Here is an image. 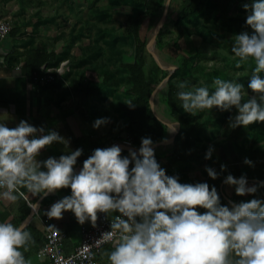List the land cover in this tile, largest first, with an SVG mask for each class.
Instances as JSON below:
<instances>
[{"label": "clouds", "instance_id": "9594fccd", "mask_svg": "<svg viewBox=\"0 0 264 264\" xmlns=\"http://www.w3.org/2000/svg\"><path fill=\"white\" fill-rule=\"evenodd\" d=\"M243 7L248 27L232 37L231 52L239 58L237 64L255 60L247 83L251 93L246 94L242 81L217 76L213 88L187 87L184 82L176 94L191 114L214 108L232 112L228 122L233 129L264 122V0H251ZM6 120L0 119V200L16 201L28 194L43 199L70 188L69 195L44 212L49 218H61L70 210L78 223L94 225L98 213H104L110 230L102 235L113 241L105 253L109 264H264V198L223 204L215 185L182 183L178 174H167L158 162L150 136L141 138L138 150L129 148L128 155H122L119 144L97 147L78 171L82 147L40 160L45 146L54 142L68 146L70 141L57 130L25 119L15 127ZM109 122L110 117H98L93 127ZM178 125L179 121L168 131L175 133ZM214 151L215 146H209L205 159H211ZM244 163L254 166L249 157ZM226 168L221 164V170ZM205 170L212 179L220 175L210 165ZM223 182L240 196L264 187V180L250 185L246 174L228 173ZM30 207L39 208V200L31 201ZM33 241L26 223L0 221V264H31L25 250Z\"/></svg>", "mask_w": 264, "mask_h": 264}, {"label": "rangeland", "instance_id": "374dc122", "mask_svg": "<svg viewBox=\"0 0 264 264\" xmlns=\"http://www.w3.org/2000/svg\"><path fill=\"white\" fill-rule=\"evenodd\" d=\"M124 1L0 0V6L4 5L0 19L8 17L17 35H23V40L35 39L34 42L51 46L57 52L60 63H66V76L60 82L66 94L62 93V96H65L61 99H67L70 104L76 103V106L79 104L84 106L85 103L88 107L87 115L92 119L110 117L109 123L114 124L113 135L120 138L115 142L126 141L125 134L121 133L125 120L118 106L122 103V97L126 95L129 86L126 82L127 73L121 65L132 62L134 52L133 40L126 34L125 29L127 16L132 13L133 4L131 0ZM181 1L170 0L167 16L161 27L167 32L166 50H158L152 42L155 59L147 49L148 58L145 66L147 79L157 85L161 84L154 99V113L159 119L172 123V126L175 125V121L168 116L166 107L161 102L167 81L158 83L161 77V72L157 70L161 68L158 59L162 66L173 68L174 81L179 84L188 82L187 87L206 84L213 88V81L219 76L223 79L242 81L246 94L251 93V89H247V83L255 67V60L251 58L237 64L239 58L231 52L232 37L248 27L246 24L248 13L243 4L250 3L251 0H227L226 16L220 17L217 8L212 7L200 10L195 18L180 22L176 26ZM6 5L9 9L5 8ZM162 9L152 23L147 20L143 23V32L149 44ZM222 21L225 23L224 26L221 24ZM178 29L182 31V36L178 41L180 51L177 52L173 48V41L178 35ZM184 60L188 62L187 69L181 66ZM166 71L168 72V68ZM104 73L113 74L119 79V85L110 90L104 89L103 95L98 98L87 97L84 94L77 96L81 94L75 90L79 81L97 86ZM232 114L218 108L193 113L198 120H208L211 125L203 136L194 139V146L199 154L204 156L209 146L214 145L215 151L211 159L204 157L201 161L174 164L169 169V174L172 175L173 170L178 167L181 175L186 174L189 180H201L204 178L205 166L219 161L221 157L225 158L226 149L229 157L233 158V143L247 146L250 140H254L255 146L264 147V122H254L233 129L229 127L228 122ZM172 126H166V138H169L168 129ZM172 144L173 141L158 147V152L171 155ZM179 150L180 148L176 154ZM174 155L164 161H171ZM178 175L180 181L184 182L182 176L179 173ZM220 186L222 194L233 201L234 187L223 181Z\"/></svg>", "mask_w": 264, "mask_h": 264}, {"label": "trees", "instance_id": "16d2710c", "mask_svg": "<svg viewBox=\"0 0 264 264\" xmlns=\"http://www.w3.org/2000/svg\"><path fill=\"white\" fill-rule=\"evenodd\" d=\"M227 0H182L180 2L179 10L176 16L175 24L178 26L180 22L189 21L196 17L200 10H207L209 8H217V12L220 17L227 15V9L225 3ZM124 2H127L125 0ZM133 4L132 13L127 16L126 21V34L132 38L134 44L133 60L130 63H124L121 68L126 71V82L129 86L126 95L122 97V103L119 104L120 110L125 123L121 128V133L125 134V138L131 143L132 146L139 148L141 146V138L150 136L154 144L163 141L166 138L167 127L152 111L149 103V99L153 89L157 86V83L150 82L145 74V66L147 64L148 51L146 49V36L143 32V23L145 20L153 22L154 18L163 8L165 0H131ZM222 26L225 25L224 21L221 22ZM178 35L173 41V48L175 51H180L179 38L182 36V31L178 29ZM167 35L166 30L161 28L155 38V47L158 50L165 51L167 43L165 37ZM17 36V32L12 27L8 37ZM22 72L25 74L27 80L33 83L36 87H55L60 85L62 78H65V74L55 79L52 83L40 85L34 83V78L41 72V67L56 68L60 64V59L54 52H46L45 50L29 49L22 56ZM161 64V61L158 59ZM184 69L188 68V62L184 60ZM157 68V67H156ZM180 68V66L178 67ZM161 72V77L158 79V83L161 82L166 76V69L157 68ZM173 73L166 82L164 96L162 102L164 103L168 116L175 122L179 121V130L173 140V151L169 155L167 153H159L158 147L155 149V156L158 162L170 173V168L174 164H185L190 161L204 160V154H199L197 148L194 146V139L203 136L208 130L210 122L208 120L200 121L197 117L191 113L186 114L181 106V101L177 97V92L180 90L181 85L174 81ZM119 79L113 74L104 73L102 80L97 86L88 85L79 81L74 88L81 94L87 97H101L104 89L110 90L119 85ZM131 104V105H130ZM95 119V118H94ZM93 119V120H94ZM109 137H112V141L120 140V138L114 137V124L108 123ZM111 142V141H110ZM108 144H100L98 147H107ZM256 141L250 140L247 146L232 144L233 158H230L227 149L225 158H220L219 161L210 163V166L215 168L220 175L216 179H212L204 171V178L201 180H189L186 174H182L177 167L173 170V174H180L184 182L182 183H196L207 181L210 185H215L221 197L223 204H228L221 192V182L228 173L234 174L239 177L242 174H246L249 184L258 183L264 180V147L255 146ZM180 148L176 154L177 149ZM95 149V148H94ZM93 149V150H94ZM87 150V149H86ZM93 152V151H92ZM175 154V155H174ZM122 155H128V151L123 150ZM171 161H164L169 157H172ZM249 157L253 160L254 166H249L244 163V158ZM221 164H226L227 168L221 170ZM178 166V165H177ZM253 196L258 198H264V187H261L257 193L246 194L243 196L237 195L235 188L233 191V199L237 202L241 200H250ZM205 211V209H200ZM17 225V223H16ZM31 233L34 231L30 227H27Z\"/></svg>", "mask_w": 264, "mask_h": 264}, {"label": "crops", "instance_id": "0c3cea01", "mask_svg": "<svg viewBox=\"0 0 264 264\" xmlns=\"http://www.w3.org/2000/svg\"><path fill=\"white\" fill-rule=\"evenodd\" d=\"M4 5L0 6V15ZM6 9H9L7 5ZM35 39L23 40L22 36L8 37L0 42V119H7L5 123L9 127H15L21 119L28 120L30 123L41 126L45 129L57 130L61 135L70 141L68 146L61 142H54L51 145L41 149L38 159L44 160L49 156L57 158L66 151L75 150L78 147L83 148V154L78 158L75 168L77 171L83 166V161L92 154L94 148L100 144L110 146L115 141L109 137V125L106 124L100 128L93 127V120L88 114V107L70 104L67 99L62 100L66 94L64 87L60 85L55 87H36L30 83L22 72V56L29 49L45 50L46 52H57L49 45H42L34 42ZM58 55V54H57ZM79 91L77 90V93ZM80 94V92L78 93ZM82 96V94L77 95ZM124 140L128 141L124 137ZM107 146V147H108ZM87 149V150H86ZM21 191H27L21 189ZM71 193L70 188H64L50 194L43 199L33 197L28 194L27 197L20 196L16 201L5 202L0 200V221H10L16 225L26 223L34 231L32 236L34 241L25 250L26 258L32 263H46L45 257H38L36 251L43 245L45 227L63 234L62 251L65 254L71 253L80 243L82 227L92 225L91 221L84 224L78 223L75 215L69 210L65 211L61 218H49L44 212L45 209L56 200ZM39 200L40 207L33 210L30 207L31 201ZM113 245H106L98 259L101 264H109L105 253L110 251Z\"/></svg>", "mask_w": 264, "mask_h": 264}, {"label": "built area", "instance_id": "2783aa9c", "mask_svg": "<svg viewBox=\"0 0 264 264\" xmlns=\"http://www.w3.org/2000/svg\"><path fill=\"white\" fill-rule=\"evenodd\" d=\"M11 29V20L8 17L1 18L0 42L7 38ZM65 64L62 62L56 68L41 67V72L35 76L34 83L45 85L62 77L65 74ZM108 230L110 219L104 213H98L95 225L92 223L90 226L82 227L80 243L71 253L65 254L62 251L63 234L46 226L43 245L37 249L36 255L47 259L43 264H101L98 257L102 249L106 245H113V241L105 240L102 235Z\"/></svg>", "mask_w": 264, "mask_h": 264}, {"label": "water", "instance_id": "95a60500", "mask_svg": "<svg viewBox=\"0 0 264 264\" xmlns=\"http://www.w3.org/2000/svg\"><path fill=\"white\" fill-rule=\"evenodd\" d=\"M169 2H170V0H165V2H164L161 16L159 17V19H158V21H157V23H156V25H155V28H154L153 33H152V36H151L150 43H152V42L155 43L156 35L158 34L159 30H160L161 27L163 26V23H164L165 18H166V16H167V12H168V8H169ZM146 49H148V50L151 52L152 57L155 59V53L149 48V43H148V42L146 43ZM157 63H158V62H157ZM159 66H160L162 69H166V68H168L167 76L162 80V83H164V82H166V81L170 78V76L172 75V73H173V68H172V67H167V66H162V65H160V64H159ZM160 87H161V84H158V85L153 89V91H152V93H151V96H150V99H149L150 107H151V109H152L153 112H154V109H153V106H154V99H155V96H156L157 92L159 91V88H160ZM160 120H161V119H160ZM161 121H162L163 124H165L166 126H172V123L165 122V121H163V120H161ZM176 123H177V122H175V124H176ZM178 130H179V125H178ZM177 132H178V131H176V132L173 133L169 138H167V142H164V140H163V141H160V142H158V143H155V144H154L155 149H156L157 147H160V146H162V145H166L167 143L173 141L175 135L177 134ZM113 144H119V145H121L122 148H123V150H125V151H128L129 148H134V149H137V150L139 149V148H137V147L132 146L129 142H126V141L115 142V143H113ZM113 144H111V145H113ZM111 145H110V146H111ZM223 196H224V195H223ZM224 198L226 199V201H227L228 203H229V201H231V200H229V199H228L227 197H225V196H224Z\"/></svg>", "mask_w": 264, "mask_h": 264}, {"label": "bare ground", "instance_id": "6f19581e", "mask_svg": "<svg viewBox=\"0 0 264 264\" xmlns=\"http://www.w3.org/2000/svg\"><path fill=\"white\" fill-rule=\"evenodd\" d=\"M149 48L155 53V49H154V47H153V44L152 43H150L149 44ZM162 65V64H161ZM157 97V96H156ZM157 99V98H156ZM158 101V100H157ZM162 102V101H161ZM171 129V127L168 129V130H170ZM168 133L170 134V136L173 134V133H170L169 131H168ZM170 136H168V137H170Z\"/></svg>", "mask_w": 264, "mask_h": 264}]
</instances>
